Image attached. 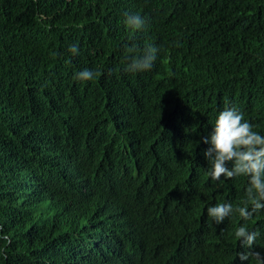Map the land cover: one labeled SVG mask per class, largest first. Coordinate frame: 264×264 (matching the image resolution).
I'll use <instances>...</instances> for the list:
<instances>
[{
	"label": "trees",
	"instance_id": "1",
	"mask_svg": "<svg viewBox=\"0 0 264 264\" xmlns=\"http://www.w3.org/2000/svg\"><path fill=\"white\" fill-rule=\"evenodd\" d=\"M231 106L264 135V0H0V264H255L207 215L245 199L200 142Z\"/></svg>",
	"mask_w": 264,
	"mask_h": 264
},
{
	"label": "clouds",
	"instance_id": "2",
	"mask_svg": "<svg viewBox=\"0 0 264 264\" xmlns=\"http://www.w3.org/2000/svg\"><path fill=\"white\" fill-rule=\"evenodd\" d=\"M124 23L132 30H141L146 21L140 15L125 13ZM68 50L73 55L79 54V46L76 44ZM127 51L132 55L125 70L135 73L151 70L159 49L146 45L142 54H138L135 46L129 47ZM98 75V72L84 69L75 74V79L90 81ZM254 128L255 125L246 120L244 113L237 107H226L218 113L210 134L202 136L200 142L209 145L204 156L210 165L208 176L212 180L219 181L221 177L248 178L245 199L240 205L234 208L231 203H217L207 208V215L219 225L233 213H238L245 223L236 228L235 237L248 251L237 255L241 261L251 258L255 264H264V255L253 248L260 232L250 230L246 223L264 210V135ZM0 239L7 240L8 237Z\"/></svg>",
	"mask_w": 264,
	"mask_h": 264
}]
</instances>
